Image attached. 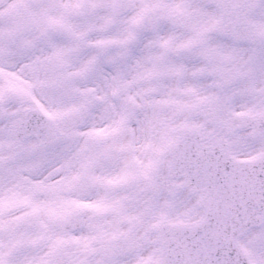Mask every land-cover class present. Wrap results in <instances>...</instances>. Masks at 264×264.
<instances>
[{
  "label": "snow or ice",
  "instance_id": "6c2138e0",
  "mask_svg": "<svg viewBox=\"0 0 264 264\" xmlns=\"http://www.w3.org/2000/svg\"><path fill=\"white\" fill-rule=\"evenodd\" d=\"M0 264H264V0H0Z\"/></svg>",
  "mask_w": 264,
  "mask_h": 264
}]
</instances>
